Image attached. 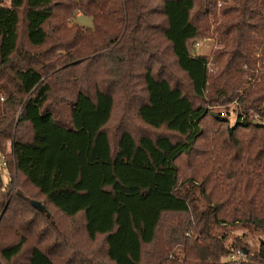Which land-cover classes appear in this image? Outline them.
Instances as JSON below:
<instances>
[{"label":"trees","instance_id":"trees-1","mask_svg":"<svg viewBox=\"0 0 264 264\" xmlns=\"http://www.w3.org/2000/svg\"><path fill=\"white\" fill-rule=\"evenodd\" d=\"M211 33L214 72L190 52ZM233 102L228 136L207 106ZM249 113L264 122V0H2L0 264H233L238 250L264 264V241L248 243L264 238V123ZM82 130L41 179L24 167L25 149Z\"/></svg>","mask_w":264,"mask_h":264},{"label":"rangeland","instance_id":"rangeland-1","mask_svg":"<svg viewBox=\"0 0 264 264\" xmlns=\"http://www.w3.org/2000/svg\"><path fill=\"white\" fill-rule=\"evenodd\" d=\"M218 6H220V4H218ZM71 24H78L79 26L83 27V28H92V20L91 18L87 17V16H83V15H79L78 13L76 14L75 17H73L71 19ZM212 29V26H211ZM212 36L207 37V38H200L196 41L200 42V46L196 47L195 46V42H193L191 48H190V52L193 56H205L208 59V69L210 72H214L215 69H217L216 67V63L214 60V52L220 47L217 44V39L215 37V34L211 33ZM259 67L257 65V70H259ZM249 85H247L248 87ZM236 103H230L228 105H224V106H207L208 111L214 113V114H220L222 117H224V119H227L229 121V127L234 126V122H235V115H236ZM249 115L251 116V120L253 121V123H264L262 122V120L257 116L256 113H249ZM47 124V123H46ZM49 125L47 124L45 128H43V126L38 125V123L36 124V131H40L42 129H46L48 128ZM139 129H142L141 126H138ZM133 129H134V125H133ZM228 129V128H227ZM61 132H64L62 130H60ZM53 131L52 128H49L48 130V136L51 137ZM66 133V132H64ZM162 133V132H161ZM47 136V137H48ZM87 137V134L84 130L80 131V133H78L75 136H65L63 134L57 135L56 137L54 136L51 140H47L45 141V152L42 156L36 154L35 151H31V150H24L23 154L26 161V165H24V167H28V165L32 164V170L33 168H36V165H38V172L36 174V178L37 179H41V174H42V169L43 167L46 168L45 166H49L48 162L51 159L57 158V156H59L60 154L59 152V148L62 146V144L72 140V139H76V138H85ZM48 139V138H47ZM75 158L79 159L80 155H81V150H75V153L73 154ZM54 162H57L56 160H51L49 164H54ZM72 160L70 158H66L64 160V162L61 163V167H62V171L61 173L63 174V172H68V171H72V168L74 170V164H72ZM34 164V165H33ZM36 164V165H35ZM47 170H50L51 168H46ZM45 169V170H46ZM65 174V173H64ZM201 174H199L197 177H200ZM71 174H67L66 173V177L67 178H71L70 177ZM1 212V211H0ZM264 238H262L261 236H259V233H256V235L253 238H249L248 237V243L250 246V249L252 251H255L258 249L259 245L264 241ZM223 261H227V258H223Z\"/></svg>","mask_w":264,"mask_h":264},{"label":"built area","instance_id":"built-area-1","mask_svg":"<svg viewBox=\"0 0 264 264\" xmlns=\"http://www.w3.org/2000/svg\"><path fill=\"white\" fill-rule=\"evenodd\" d=\"M2 0H0L1 2ZM195 46H200V42L196 41ZM12 148V145L10 142L7 143V149L5 153L0 152V181L3 184H6L9 180L10 176L8 173V162H7V155L10 153ZM242 252L241 251H235L233 254L229 255L227 257V261L233 264H241L242 261Z\"/></svg>","mask_w":264,"mask_h":264},{"label":"water","instance_id":"water-1","mask_svg":"<svg viewBox=\"0 0 264 264\" xmlns=\"http://www.w3.org/2000/svg\"><path fill=\"white\" fill-rule=\"evenodd\" d=\"M234 127H235V125L232 126V127H228V129H227V131H228V136L231 135V133H232ZM30 204L33 205L36 209H39V210L42 211V212L44 211V208H43L40 204H38L37 202L31 201ZM246 253H247V252L244 251V254H246Z\"/></svg>","mask_w":264,"mask_h":264}]
</instances>
